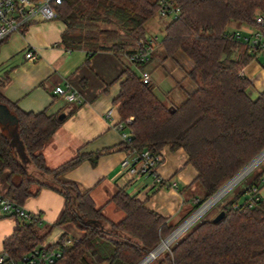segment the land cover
<instances>
[{
	"label": "trees",
	"instance_id": "1",
	"mask_svg": "<svg viewBox=\"0 0 264 264\" xmlns=\"http://www.w3.org/2000/svg\"><path fill=\"white\" fill-rule=\"evenodd\" d=\"M173 1L181 11L165 26L161 53L165 58L182 53L192 63L187 78L193 88L182 101L168 104L152 82L145 83L135 69L127 68L115 104L121 121L132 118L127 123L131 141L122 149L159 155L170 146L187 153L197 170L194 183L201 195L186 219L264 150V91L252 98V80L242 73L259 52L228 30L233 21L245 23L260 31L264 41V23L256 22L257 16L264 19V0ZM158 9L157 0H66L56 6L58 18L67 26L63 34L67 48L127 55L147 37L146 26ZM5 84L0 78V87ZM0 104L17 118L15 128L28 159L26 166L13 143L14 127L0 126V179L9 173L5 195L23 206L43 188L65 198L62 215L46 231L36 222H18L4 240V250L13 257L47 246L62 248L55 264H138L177 228L128 193L126 186L99 200L93 189L61 180L85 159L95 166L111 152L78 153L51 167L44 150L67 115L61 120L46 110L26 112L1 92ZM263 177L264 170L221 207L220 212L225 211L221 221H200L150 264H264V202L250 207L248 199L241 201ZM110 203L121 217L108 212ZM68 223L83 235L63 233L55 243H46L55 227Z\"/></svg>",
	"mask_w": 264,
	"mask_h": 264
},
{
	"label": "crops",
	"instance_id": "2",
	"mask_svg": "<svg viewBox=\"0 0 264 264\" xmlns=\"http://www.w3.org/2000/svg\"><path fill=\"white\" fill-rule=\"evenodd\" d=\"M66 28V24L59 18L38 19L23 31L14 32L1 42L0 78L6 80V84L0 87L1 94L26 112L46 110L49 115H67L44 150L51 167L61 165L78 153L111 149V152L99 158L95 166L89 159H85L64 173L62 181L75 182L85 190L93 189L99 200L112 196L118 186H126L128 193L136 195L149 208L168 217L170 224L180 225L201 195V189L194 183L197 170L188 162L185 150H172L170 146L163 149V162L158 171L166 182L164 185L151 175H133L122 165L126 160L133 163L136 154L122 149L124 140L117 129L121 117L115 99L120 93L123 72L133 68L141 75L142 67L133 64L127 54L112 51L89 53L86 49L67 48L63 43ZM146 29L147 37L159 38L158 31L151 29L148 24ZM228 30L251 33L255 28L233 21L228 25ZM161 47L162 44L146 68L151 72V82L157 95L160 87L166 84L167 93L158 96L166 103L173 104L182 101L193 88V82L187 78L192 63L182 53L165 58ZM29 49L39 54L37 61L26 57ZM263 57L258 54L242 70L252 80L249 89L252 98H257L264 91ZM57 86L78 91L82 102H68L64 97L56 95L54 90ZM72 110L75 112L71 113ZM8 175L5 172L0 179V194L5 195L8 190ZM263 179L259 187L264 202ZM247 197L248 194H245L241 201ZM24 208L42 217L39 226L45 227L46 231L62 215L65 198L52 189L43 188L38 196L26 201ZM19 221L20 218L0 214V252L4 251V240L13 234ZM75 227L71 223L59 227L57 239L49 242L47 238L46 243H55L63 233L69 237H81L83 233Z\"/></svg>",
	"mask_w": 264,
	"mask_h": 264
},
{
	"label": "built area",
	"instance_id": "3",
	"mask_svg": "<svg viewBox=\"0 0 264 264\" xmlns=\"http://www.w3.org/2000/svg\"><path fill=\"white\" fill-rule=\"evenodd\" d=\"M66 0H0V44L5 38L14 32L23 31L28 25L38 19L54 20L58 18L56 6L61 5ZM159 9L156 13L158 19L176 18L180 14V7L173 0H157ZM256 22L260 25L264 23L262 16L256 17ZM237 37L245 38L249 44L264 56V41L260 31H254L246 34L245 37L241 32H236ZM161 45V41L157 36L141 38L137 48L128 55L129 60L136 66L142 67L141 76L145 83L151 82V72L146 66L151 61L156 49ZM26 57L31 61H37L39 54L34 49L26 52ZM55 94L64 97L68 102H82L80 94L76 90L67 89L63 86H57L54 90ZM126 121H121L117 125V129L121 132L124 142L131 141V134L127 129ZM136 158L133 163L127 160L123 162V167L133 175H151L160 184H166L165 180L160 177L158 168L162 162V154L155 155L150 150L138 153L135 150ZM264 181V179H263ZM260 187L253 186L247 191L248 204L254 207L258 201L262 200L260 195ZM0 214L7 217H16L26 219L38 224L42 223V217L39 214L28 212L23 205L18 204L6 195L0 194ZM69 242H65V245ZM169 248V247H168ZM61 247L49 248L42 246L35 248L22 258H15L9 252H0V264H55L62 256Z\"/></svg>",
	"mask_w": 264,
	"mask_h": 264
},
{
	"label": "water",
	"instance_id": "4",
	"mask_svg": "<svg viewBox=\"0 0 264 264\" xmlns=\"http://www.w3.org/2000/svg\"><path fill=\"white\" fill-rule=\"evenodd\" d=\"M66 117L65 114H62L59 116V119H64ZM17 118L8 110V108L5 105L0 104V124L1 125H6L7 127H14L11 130V135L13 136V143L15 147L17 148V151L22 158L23 163L27 166L28 159L25 154V149L23 147V144L21 143L19 136L17 134L15 126H17ZM11 125V126H10ZM264 155V150L258 154L250 163H248L238 174H236L231 180H229L222 188H220L212 197H210L203 205H201L181 226L176 228L167 238L163 239L161 243L154 249L152 250L141 262L138 264H143V262L150 257L151 254H155L153 258L149 259L146 261L144 264H150L152 260L157 258L162 251H159L160 246L163 244L164 241H169L168 247L175 241L177 238L184 233V231L190 227L201 215L200 212L203 210L209 209L211 206H213L224 194H226L230 189H232L244 176H246L252 169H254L263 159L262 157ZM262 157V158H261ZM260 159L259 162L255 163L253 166H251L257 159ZM249 166H251L247 173L243 175L240 179L236 181L235 184H233L231 187H229L226 191L222 193L225 187H227L230 183H232L238 176H240L244 170H246ZM221 194V195H220ZM225 217V211H221L218 215H216L213 218V222L217 223L221 221Z\"/></svg>",
	"mask_w": 264,
	"mask_h": 264
},
{
	"label": "rangeland",
	"instance_id": "5",
	"mask_svg": "<svg viewBox=\"0 0 264 264\" xmlns=\"http://www.w3.org/2000/svg\"><path fill=\"white\" fill-rule=\"evenodd\" d=\"M173 18H164V19H158L157 17L151 19L148 23V26L151 29H154L155 31H158V36L159 39L162 40L164 33H165V28L164 26L166 25L167 22L171 21ZM252 28H254V26H252ZM244 30H242V34L243 36H245L246 34L249 35L248 31L243 32ZM250 32V31H249ZM264 60V57H263ZM168 91V86L166 84H163L159 91H158V95L160 96V93H167ZM163 94V95H164ZM164 97V96H161ZM165 99V98H164ZM0 126H6V125H0ZM11 126V125H10ZM3 128V127H2ZM260 161V160H259ZM264 170V159L254 168L252 169L246 176H244L242 178V180H240V182H238L232 189H230L226 194H224L213 206H211L209 209H207L190 227H188L185 231L187 232L192 226L196 225L197 223H199L200 221L203 220H207V219H213L216 215H218L220 213L222 204L225 203L228 199H231L233 197V195L237 192H239L240 190L244 189L246 187V185H248L251 182H254L256 180V177ZM108 212L115 217H121V213L118 216L117 213L115 212V207L113 203H110L108 206ZM192 215V214H191ZM190 215V216H191ZM189 216V217H190ZM189 217H187L180 225L177 226V228L179 226H181ZM76 228V227H75ZM43 231H45V227L41 228ZM77 229V228H76ZM78 232H81L79 229H77ZM58 232H59V227H55L54 230L52 231L51 234H49L48 236V241H54L57 239L58 236ZM184 233H182L177 239H179ZM75 235V234H74ZM76 237H79L77 235H75ZM176 241V240H175ZM174 241V242H175ZM173 242V243H174ZM172 243V244H173ZM171 244V245H172ZM171 245L169 246V248H167L166 250H164L160 255H162L164 252L168 251L171 247ZM153 261V260H152ZM151 261V262H152ZM150 262V263H151Z\"/></svg>",
	"mask_w": 264,
	"mask_h": 264
},
{
	"label": "bare ground",
	"instance_id": "6",
	"mask_svg": "<svg viewBox=\"0 0 264 264\" xmlns=\"http://www.w3.org/2000/svg\"><path fill=\"white\" fill-rule=\"evenodd\" d=\"M262 157H264V155H262ZM262 157H261V158H262ZM261 158L257 159V160H256L251 166H253L255 163L259 162V160H260ZM251 166H249L246 170H244V172H243L240 176H238V177L236 178V180H234V181H233L232 183H230L227 187H225L224 190L222 191V193H223L224 191H226L229 187H231L233 184H235L236 181H237L238 179H240L243 175H245V174L247 173L248 169H249ZM239 177H240V178H239ZM220 195H221V194H220ZM204 212H205V210L201 211V212H200V215H202ZM168 245H169V241H164L163 244L160 246L159 251H162V252H163L164 250H166V249L168 248ZM154 255H155L154 253L151 254L150 257H149L148 259H146V260L143 262V264L146 263V261H148L149 259L153 258Z\"/></svg>",
	"mask_w": 264,
	"mask_h": 264
}]
</instances>
